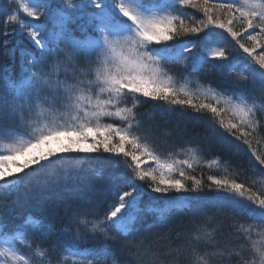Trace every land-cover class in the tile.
<instances>
[{
	"label": "snow or ice",
	"instance_id": "snow-or-ice-1",
	"mask_svg": "<svg viewBox=\"0 0 264 264\" xmlns=\"http://www.w3.org/2000/svg\"><path fill=\"white\" fill-rule=\"evenodd\" d=\"M4 2L2 55L14 58L18 31L33 47L20 49L18 77L0 63V194L24 187L44 198L73 162L97 161L89 171L102 183L101 198L62 214L53 199L47 212L0 215V264H123L118 253L151 248L148 214L163 223L184 210L192 232L169 241L173 264H264V186L222 160L246 152L264 175V0ZM216 73V87L201 82ZM147 101L151 111L139 112ZM158 118L165 142L174 119L177 138L187 135L181 119L205 136L162 154ZM148 190L166 199L145 201ZM206 191L216 194L211 216ZM221 216L231 228L223 242Z\"/></svg>",
	"mask_w": 264,
	"mask_h": 264
},
{
	"label": "trees",
	"instance_id": "trees-1",
	"mask_svg": "<svg viewBox=\"0 0 264 264\" xmlns=\"http://www.w3.org/2000/svg\"><path fill=\"white\" fill-rule=\"evenodd\" d=\"M190 13L194 12V10L189 9ZM199 16V13H196ZM217 32L221 30H216ZM3 37H0L2 40ZM14 46H15V56L12 60L6 59L3 55V48H0V63L7 64L12 74L15 77H18L21 72V57H20V49H28L31 50L33 45L31 41L27 38L25 41L22 36H20L19 32H17L14 37H10ZM12 47V44H11ZM261 49H257V53H259ZM199 54V53H197ZM233 54V53H232ZM231 54L232 56H240L242 54V50L237 53ZM221 79L219 74H214L210 76L206 81V83L211 84L212 87H216V84ZM153 106L152 101H147L141 106L138 111L139 112H149L151 111ZM195 116L196 114H192ZM181 130L186 131L187 135L177 138L175 135V126L177 120L174 119L172 123L167 124L166 130L173 132V136L167 142L162 135L163 131H165V125L163 121L157 119V123L160 125L159 131H154L153 139L157 144L160 145V151L163 154L166 149L171 146L173 143L177 147L183 144L185 141H190L193 139H201L205 136L204 126L196 119H181L180 121ZM264 136V132L261 133ZM188 146V145H185ZM195 147V144L191 145ZM220 153L215 152L213 155H219ZM71 155H84L81 153H72ZM96 155V154H89ZM100 157L107 156L108 154L100 153L98 154ZM209 156L207 159H211ZM119 159V158H118ZM227 159L230 164V171L235 170L240 173L239 179L246 182H255L257 187L264 186V175L260 174V167L258 162L254 161V158H250V154L246 152L236 153L235 151L230 153H224L222 155V160ZM97 161H87L81 162L80 164H76L75 162L68 165L67 174L63 175V177L58 180L55 186L48 192L45 193L44 198L38 197V194L31 189H26L21 187L19 192L12 193H4L0 194V215L8 217L10 215L22 214L25 212H35V213H43L47 212L48 205H50L55 200L57 211L61 214L63 213V208L65 205L74 203L79 200H97L101 198L100 193V184L101 181L97 180L89 171L90 165L96 163ZM255 168V171L253 170ZM30 171V170H26ZM207 172V169L203 170ZM201 169H197V174L199 175ZM20 175H24L21 173ZM183 193H170L169 197L182 196ZM214 192H205V199L203 201L205 208L204 211L211 216L216 209L214 208V204L216 201ZM158 198L161 202H163L166 198L162 197L160 194L153 193L150 190L146 193L144 200L148 201L149 198ZM193 219V212L191 210H184L179 212H173L166 222H159L157 218L153 214H148L145 218V222L141 229L142 234L146 235L152 241L151 248H142L139 251L133 249L130 252H120L118 253L123 264H142V257L144 264H152L149 261V256L155 254L160 257V259L156 260L154 264H173L172 257L167 256L166 253L169 250V241H171V246L175 247L176 245L182 244L185 242L186 238L192 232V224L190 221ZM222 221V223L220 222ZM151 227L150 232H144V229ZM219 228V232L216 234L217 239L223 242L225 239L230 238L231 236V228H230V220H226L221 216L216 225ZM177 234H179L180 238L177 239ZM160 236L161 239L156 240L154 237ZM166 237V239L164 238ZM257 238V237H254ZM147 251L148 255L144 256L143 253ZM180 264H183V260H181Z\"/></svg>",
	"mask_w": 264,
	"mask_h": 264
},
{
	"label": "rangeland",
	"instance_id": "rangeland-1",
	"mask_svg": "<svg viewBox=\"0 0 264 264\" xmlns=\"http://www.w3.org/2000/svg\"><path fill=\"white\" fill-rule=\"evenodd\" d=\"M5 6V2H4V0H0V7H4ZM26 19H30V18H26ZM19 32V31H18ZM19 34H20V36H22L23 37V39H24V41L27 39V36L25 35V34H23V33H21V32H19ZM231 38L229 37V40H230ZM26 42V41H25ZM234 43V42H233ZM12 44V47L10 48V49H14L15 48V46H14V44H13V42L11 43ZM229 47H231V44L229 45ZM194 51H196V50H194ZM235 53H237V52H234L233 54H235ZM232 54V53H231ZM231 54H230V57H231ZM232 54V55H233ZM6 59H9V60H12L13 59V57H10V56H4ZM229 57V59L231 60V58ZM233 63H236V61H233ZM216 74H219V73H216ZM202 83H204L206 86L209 84V83H206V81H201ZM53 146L54 147H56V146H58V145H56L55 143L53 144Z\"/></svg>",
	"mask_w": 264,
	"mask_h": 264
},
{
	"label": "bare ground",
	"instance_id": "bare-ground-1",
	"mask_svg": "<svg viewBox=\"0 0 264 264\" xmlns=\"http://www.w3.org/2000/svg\"><path fill=\"white\" fill-rule=\"evenodd\" d=\"M8 47L11 48V44H9Z\"/></svg>",
	"mask_w": 264,
	"mask_h": 264
}]
</instances>
